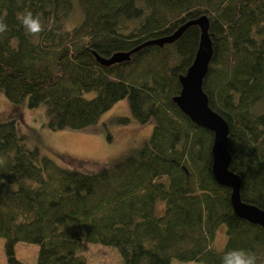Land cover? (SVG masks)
Returning a JSON list of instances; mask_svg holds the SVG:
<instances>
[{
	"label": "trees",
	"instance_id": "16d2710c",
	"mask_svg": "<svg viewBox=\"0 0 264 264\" xmlns=\"http://www.w3.org/2000/svg\"><path fill=\"white\" fill-rule=\"evenodd\" d=\"M25 9L45 26L38 43L17 20ZM201 16L213 46L203 89L229 125L230 170L242 179V201L264 210V0H0L8 26L0 33V93L9 102L46 106L53 132L93 126L124 99L134 119L153 125L119 164L82 172L28 147L14 120L0 122V237L8 264H25L18 243L38 246L37 264H88L81 243L115 247L124 264H221L230 249L264 264V229L235 215L232 190L213 177V133L172 100L198 51L200 28L127 62L103 66L95 55L129 52ZM223 225L227 242L219 250Z\"/></svg>",
	"mask_w": 264,
	"mask_h": 264
},
{
	"label": "rangeland",
	"instance_id": "374dc122",
	"mask_svg": "<svg viewBox=\"0 0 264 264\" xmlns=\"http://www.w3.org/2000/svg\"><path fill=\"white\" fill-rule=\"evenodd\" d=\"M11 120L28 147L38 148L42 155L52 158L61 167L82 172H97L119 164L127 154L139 150L153 131L152 123L144 125L133 118L128 99L117 102L93 126L53 132L46 124V106L29 109L26 102L12 104L0 93V122ZM226 230L223 225L217 232L215 246L219 250L226 245ZM5 243L0 237V264H8ZM15 252L21 262L37 264L38 246L18 243ZM79 253L88 264H124L119 251L111 246L81 243ZM171 264L202 263L173 260Z\"/></svg>",
	"mask_w": 264,
	"mask_h": 264
},
{
	"label": "water",
	"instance_id": "95a60500",
	"mask_svg": "<svg viewBox=\"0 0 264 264\" xmlns=\"http://www.w3.org/2000/svg\"><path fill=\"white\" fill-rule=\"evenodd\" d=\"M191 26L200 28L199 48L192 65L186 74L179 79L181 85L179 95L172 100L194 124L213 133L212 174L219 185L232 190L231 206L235 215L264 229V210L242 201L240 195L242 179L230 170L232 157L229 152V125L222 116L210 107L208 95L203 89L204 80L208 75L213 58V46L209 35V19L206 16H201L195 20L188 21L171 36L148 41L129 52H119L110 58H102L97 54L95 55L98 62L103 66L127 62L133 54L145 47H164L167 44L174 43Z\"/></svg>",
	"mask_w": 264,
	"mask_h": 264
},
{
	"label": "clouds",
	"instance_id": "9594fccd",
	"mask_svg": "<svg viewBox=\"0 0 264 264\" xmlns=\"http://www.w3.org/2000/svg\"><path fill=\"white\" fill-rule=\"evenodd\" d=\"M17 20L25 30V34L33 38L34 43H38L39 34L44 31V24L38 14L25 9L17 13ZM7 24L0 17V33L7 30ZM33 187H37L33 185ZM221 264H257V256L245 249H230L221 255Z\"/></svg>",
	"mask_w": 264,
	"mask_h": 264
}]
</instances>
